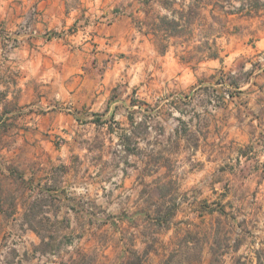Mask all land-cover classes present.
<instances>
[{
    "label": "rangeland",
    "instance_id": "rangeland-1",
    "mask_svg": "<svg viewBox=\"0 0 264 264\" xmlns=\"http://www.w3.org/2000/svg\"><path fill=\"white\" fill-rule=\"evenodd\" d=\"M46 2L0 0V261L45 263L35 253L41 231L91 264H120L118 241L134 231L132 217L158 209L148 198L156 182L155 203L177 198L182 228L216 222L225 208L236 217L226 227L238 233L250 221L260 247L264 14L215 9L212 19L211 8L191 0H71L80 18L68 32L80 49L86 36L102 35L88 41L105 50L92 48L85 64L80 55L68 72L43 39L11 35L35 32ZM179 14L186 18L173 30ZM17 17L26 23L11 26ZM213 40L220 59L207 60ZM51 82L62 86L60 96L44 105L50 90L41 87ZM51 107L54 119L46 117ZM128 134L132 155L120 140ZM150 155L162 165L147 166ZM138 223L147 232L144 218ZM174 239V229L162 233L166 247Z\"/></svg>",
    "mask_w": 264,
    "mask_h": 264
},
{
    "label": "trees",
    "instance_id": "trees-1",
    "mask_svg": "<svg viewBox=\"0 0 264 264\" xmlns=\"http://www.w3.org/2000/svg\"><path fill=\"white\" fill-rule=\"evenodd\" d=\"M202 4V7L209 9L212 19H217L215 9H221L227 16L238 17H254L264 14V0H240L239 5H234L236 0H191ZM171 2V1H170ZM198 3L195 7H198ZM201 6V5H200ZM169 12L176 15L172 7H165ZM228 8V10H226ZM179 21L173 22L171 28L177 30L181 27L182 19H185L183 14H179ZM195 10L192 9L189 14L188 23L191 18L195 17ZM176 18V16H174ZM212 25L209 24V28ZM214 44L207 43V60L220 59L219 50H213L217 40H213ZM121 145L125 147L129 155L134 154L130 149L134 136L128 134L121 137ZM134 143V142H133ZM164 159V157H163ZM162 158L156 155H150L147 166L159 167L162 165ZM156 189L150 193L149 199L153 201L152 205L158 209L155 212L144 211L139 215L132 217L131 229L129 237L123 235L118 244L121 251L120 264H148L152 254L161 256L160 264H195L207 262V264H264V242H261L260 247H255V241L251 240L252 231L250 230V221L244 219L240 224L238 233L227 228V223L235 220V215L222 209L219 211L220 217L216 222L212 221L209 225L203 223L204 226L195 227L194 224L188 222L187 229L182 228V221H178L179 208L176 202L177 198H172V203L166 204L155 203L159 186L155 183ZM169 205V206H168ZM168 206V207H167ZM150 210V209H149ZM217 209H209L208 213H214ZM147 222V232L140 231L139 219ZM224 220L225 222H223ZM204 222V221H203ZM227 222V223H226ZM195 228V229H193ZM130 229V230H131ZM175 230V239L171 240L169 245L162 243V233L170 230ZM184 231L185 235H182ZM41 238L40 248L36 249L35 253L47 258V261L42 264H91L89 256L81 249H73L69 251L68 245L58 247L51 245L49 241L56 239L52 234L45 235L41 231H36ZM236 235V237L234 236ZM49 240V241H48ZM139 241L144 245V248L138 247ZM118 248V245H115ZM163 247L164 251L161 252ZM172 248V249H171ZM51 257L55 259H51ZM96 262V261H95ZM0 264H7L0 261Z\"/></svg>",
    "mask_w": 264,
    "mask_h": 264
},
{
    "label": "crops",
    "instance_id": "crops-1",
    "mask_svg": "<svg viewBox=\"0 0 264 264\" xmlns=\"http://www.w3.org/2000/svg\"><path fill=\"white\" fill-rule=\"evenodd\" d=\"M26 1V0H24ZM32 1V0H31ZM79 11L78 8L75 7L74 4L71 3V0H47L44 12L39 21L36 22V31L35 32H23V33H14L11 32V35L23 38L25 40H32L33 36L37 37L34 39H43V49L47 52V54H53L54 56L61 58L63 60V65L65 66V70L68 72L74 70V64H77L79 56L81 57V61H88V57L90 53L93 51L92 48L96 47V51L105 50L104 45L99 43L96 46H91L90 41L97 42L102 38V35L95 36H86L84 40V46L80 49L78 40L79 37L77 35L71 34L68 32L72 28L74 24L79 21ZM26 17H17L16 20L12 23L11 26L20 25L26 23ZM61 31L60 35L55 39L47 40L45 35L51 31ZM90 40V41H88ZM89 42V43H88ZM106 47H110L107 45ZM111 48V47H110ZM26 52L30 50L26 45L24 47ZM81 53V54H80ZM85 64V63H84ZM64 86V85H63ZM61 85L51 82L50 85L43 86L41 88H46V90H50V93L45 97L41 98V102L44 105L56 103L59 99V93L61 92ZM65 88V86H64ZM10 96H8L9 98ZM48 113L46 117H52L54 119L57 116V113L53 110L52 107L48 109ZM172 231V230H170ZM169 232V231H168ZM138 247L144 248V245L140 243ZM158 258V256L152 254L148 264H153L154 258ZM161 258L158 259L157 263L160 264ZM195 264H207V262L203 263H195Z\"/></svg>",
    "mask_w": 264,
    "mask_h": 264
}]
</instances>
